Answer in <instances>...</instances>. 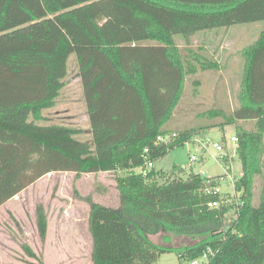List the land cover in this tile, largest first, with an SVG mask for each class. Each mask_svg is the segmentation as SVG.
<instances>
[{
	"label": "trees",
	"instance_id": "1",
	"mask_svg": "<svg viewBox=\"0 0 264 264\" xmlns=\"http://www.w3.org/2000/svg\"><path fill=\"white\" fill-rule=\"evenodd\" d=\"M260 21L259 37L241 52L239 106L201 114L222 115L221 127L255 123L253 130L236 126L238 202L208 207L218 196L204 192V178L192 170L166 183H159L164 174L153 166L146 175L135 171L199 135L192 127L153 144L169 134L165 125L186 78L219 68L206 47L190 46L188 38ZM175 35L184 36L183 47ZM70 54L78 65L90 142L74 138L79 130L72 127L37 123L63 86ZM263 133L264 0H0V206L50 172L114 173L117 208L84 197L93 243L92 261L85 264H154L166 250L189 261L208 248L205 264H264ZM259 173L254 206L252 180ZM231 210V223H224ZM36 224L43 237L41 205ZM177 237L197 240L177 245Z\"/></svg>",
	"mask_w": 264,
	"mask_h": 264
},
{
	"label": "rangeland",
	"instance_id": "2",
	"mask_svg": "<svg viewBox=\"0 0 264 264\" xmlns=\"http://www.w3.org/2000/svg\"><path fill=\"white\" fill-rule=\"evenodd\" d=\"M263 29V23H239L217 30L198 31L188 38L190 46H205L219 63L217 70H199L195 75L187 77L180 100L168 120L166 128L178 134L183 130L195 127L197 137L209 140L206 150L200 151L198 146L184 143L153 160V169L163 173L159 183H166L174 177H185L189 170L195 173L206 172L209 176H220L223 193L232 189V183L226 182L227 175L239 177L241 163L235 153L237 142L230 137L236 135V126L253 130V121H238L235 124L224 122L222 115L216 117L202 116L208 110L217 109L219 112L229 113L239 106V93L242 86L244 57L242 50L257 40ZM174 43L183 47L186 43L184 36L175 35ZM197 80L198 84L192 83ZM54 103L42 109L43 118L39 124H62L79 130L74 138L81 141H91L88 125L87 109L83 96L81 80L78 76V65L74 54L66 60V75L62 79ZM204 125L206 128L198 129ZM264 138V133H263ZM224 139V141H223ZM264 140V139H263ZM212 142L225 144V149L232 154L228 169L224 161H217V151ZM196 154L197 159L190 161V156ZM150 169L135 168L146 175ZM123 172L120 171L119 174ZM263 182L262 175L256 174L252 180L251 204L257 206ZM117 190L113 173H80L70 171L50 172L37 182L27 187L25 191L15 195L9 202L0 206V264H85L91 261L89 254L90 232L85 222L86 210L83 205L87 202L84 197L90 195L93 201L116 207L118 204ZM55 197H61V202L72 201L71 206L64 209L70 225L56 226L58 205H52ZM96 202V201H95ZM44 208L47 222L45 235L39 234L36 224L37 206ZM55 206V207H54ZM60 207H63L61 205ZM231 210L225 217L224 223H231ZM91 238V236H90ZM188 237H177L175 242L188 244L196 241ZM168 245V244H166ZM66 252V254H65ZM179 259L174 250L161 252L154 264H185Z\"/></svg>",
	"mask_w": 264,
	"mask_h": 264
},
{
	"label": "built area",
	"instance_id": "3",
	"mask_svg": "<svg viewBox=\"0 0 264 264\" xmlns=\"http://www.w3.org/2000/svg\"><path fill=\"white\" fill-rule=\"evenodd\" d=\"M175 135H176V133H172L170 135L169 134L168 135H160V136L156 137V139L153 141V144L157 145V144L169 142L173 139V137ZM230 140L232 142H237L236 135H232L230 137ZM185 143H191V144L197 145L199 152L200 151L202 152V151L206 150L207 146L210 144V141L209 140H201L200 138H198L196 136L192 140H189L188 142H185ZM211 144H212L213 148H215L217 151V155L215 156V159L217 161H224L226 164L225 167H226V169H228L230 161H233L232 154H230L225 149V147H226L225 144L218 143V142H212ZM143 151H144V153H147V152H149V148L144 147ZM226 158H228V160ZM196 159H197L196 154H192L190 156L191 162L195 161ZM225 160H227V161H225ZM152 166H153V160L147 159L145 161L144 167L147 169H150ZM198 173L205 180L204 192L218 196V198L211 200L207 203L208 207H210V208L221 207V206L229 204L232 201L238 202V192H236L234 184H235V181L238 180L240 176L239 177H235V176L232 177L228 174L225 181L232 183V189L229 192L223 193L221 190L222 177H220V176H209L204 171H200ZM210 251H211L210 248H208V250L203 252L200 256H198L192 260L186 261L185 264H205L207 259H208V252H210Z\"/></svg>",
	"mask_w": 264,
	"mask_h": 264
},
{
	"label": "crops",
	"instance_id": "4",
	"mask_svg": "<svg viewBox=\"0 0 264 264\" xmlns=\"http://www.w3.org/2000/svg\"><path fill=\"white\" fill-rule=\"evenodd\" d=\"M216 30L218 29V28H215ZM214 29V30H215ZM209 31H211V30H209ZM203 32H205V31H203ZM188 42V41H187ZM185 45V44H184ZM203 46V45H202ZM205 47V46H204ZM80 78V77H79ZM87 117H88V115H87ZM88 125H89V119H88ZM154 165V164H153ZM101 173H112V172H107V171H100ZM100 172H97V173H100ZM118 173H120V172H118ZM76 174V173H75ZM85 174H88V173H85ZM92 174H95V173H92ZM113 175H114V173H113ZM38 181V180H37ZM36 181V182H37ZM115 188H116V186H115ZM27 189V188H26ZM25 189V190H26ZM25 190H23V191H25ZM116 190H117V188H116ZM22 192V191H21ZM117 193H118V190H117ZM19 194V193H18ZM117 196H118V194H117ZM56 199L54 200V201H52L51 203H52V205H58V215H59V217L57 216V218H56V221H55V225L56 226H65L66 224H68V225H70V221H74V219L72 220L71 218H69L68 216H67V214H66V211H64V209L65 208H67L68 206H71V204H72V201H64L63 203L61 202L62 200L60 199L61 197H55ZM11 200V199H10ZM10 200H8V201H6V203L7 202H9ZM97 203H100V204H102V205H105V206H110V205H106V204H104V203H101V202H98L97 200H95ZM6 203H4V204H6ZM3 205V204H2ZM61 205H63L64 206V208L63 207H60ZM83 205H84V207H85V210H86V216H85V218L84 219H86V223L88 224V216H89V211H90V208H89V204L88 203H86V204H84L83 203ZM119 206V198H118V204H117V206L116 207H112V208H117ZM55 207V206H54ZM111 207V206H110ZM81 221V219H77L76 221H74V222H77V223H79ZM50 222H47V227H48V229L50 228ZM91 236V235H90ZM90 236H88V239H89V241H90V243H89V254H92V246H93V243H92V237L90 238ZM65 254H66V252H65ZM91 261H92V258H91ZM90 261V262H91ZM90 262H88V263H90Z\"/></svg>",
	"mask_w": 264,
	"mask_h": 264
}]
</instances>
